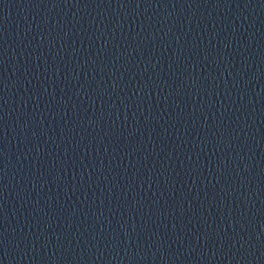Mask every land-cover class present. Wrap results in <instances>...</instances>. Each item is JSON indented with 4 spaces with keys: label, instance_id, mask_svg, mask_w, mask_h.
Instances as JSON below:
<instances>
[{
    "label": "water",
    "instance_id": "1",
    "mask_svg": "<svg viewBox=\"0 0 264 264\" xmlns=\"http://www.w3.org/2000/svg\"><path fill=\"white\" fill-rule=\"evenodd\" d=\"M0 264H264V0H0Z\"/></svg>",
    "mask_w": 264,
    "mask_h": 264
}]
</instances>
